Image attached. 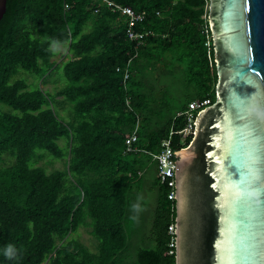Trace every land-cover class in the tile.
Masks as SVG:
<instances>
[{
  "label": "trees",
  "instance_id": "obj_1",
  "mask_svg": "<svg viewBox=\"0 0 264 264\" xmlns=\"http://www.w3.org/2000/svg\"><path fill=\"white\" fill-rule=\"evenodd\" d=\"M108 2L144 13L134 27L140 41L127 38L126 17ZM207 5L6 1L0 19V264H175L168 231L174 200L167 199L153 155L164 140L175 151L185 148L192 135L183 139L178 131L187 125L188 104L215 101ZM53 44L66 46L65 59L53 60ZM19 70L31 80L15 79ZM48 83L52 91L43 89ZM45 158L62 167L48 172L40 164ZM146 180L155 206L143 246L130 255L126 211ZM80 227L94 238L95 252L70 238ZM9 245L18 258L4 255Z\"/></svg>",
  "mask_w": 264,
  "mask_h": 264
},
{
  "label": "water",
  "instance_id": "obj_2",
  "mask_svg": "<svg viewBox=\"0 0 264 264\" xmlns=\"http://www.w3.org/2000/svg\"><path fill=\"white\" fill-rule=\"evenodd\" d=\"M207 21L215 101L175 151V264H264V0H208Z\"/></svg>",
  "mask_w": 264,
  "mask_h": 264
},
{
  "label": "built area",
  "instance_id": "obj_3",
  "mask_svg": "<svg viewBox=\"0 0 264 264\" xmlns=\"http://www.w3.org/2000/svg\"><path fill=\"white\" fill-rule=\"evenodd\" d=\"M108 6H112L113 9L119 11L127 19V38L131 41H140L142 39L141 33L134 31V27L137 23L141 22L144 18V13H136L129 7H124L120 5H114L110 2L107 3ZM67 8V6H65ZM209 30V26H208ZM210 31V30H209ZM208 33L207 29L205 30ZM211 37V36H210ZM207 48L212 47V42L207 36L205 42ZM127 78V74H124V79ZM210 105L209 99L204 100H194L188 104V109L186 111L187 125L178 134H181L183 139L194 133V122L199 111L205 109ZM137 139L135 131L126 139L125 143L129 149L131 144H133ZM161 151L153 155V159L156 161L157 166V177L161 184H165L169 189L167 194V199L173 201L175 199V150L170 147L169 141L164 140L161 143ZM177 152V151H176ZM177 159V157H176ZM168 231L174 236V224L168 227ZM171 247H174V237L170 243Z\"/></svg>",
  "mask_w": 264,
  "mask_h": 264
},
{
  "label": "rangeland",
  "instance_id": "obj_4",
  "mask_svg": "<svg viewBox=\"0 0 264 264\" xmlns=\"http://www.w3.org/2000/svg\"><path fill=\"white\" fill-rule=\"evenodd\" d=\"M52 49L55 50V56L53 57V60L60 61L66 58L65 57L66 46H59V45L53 44ZM29 77H31L30 74L26 73L25 71L19 70L18 74L14 78L24 79L27 81ZM30 80L31 79H29L28 81ZM32 83L33 82H30V84ZM53 87H54L53 84L48 83L47 85L43 86V89H49L50 91H52ZM1 107L3 109L6 106L1 105ZM60 144L63 146L64 142L60 141ZM40 164L46 167L48 172L52 171L53 169H60L62 167V163L59 161H54L52 165L48 164L47 158H45ZM146 181L147 183L144 189L141 192L136 193L133 198V203H136L137 198L139 196L143 197V200L140 202L144 206L145 210L140 214L139 222L137 223L136 221H133L132 219H130V217L134 215V213L132 212L131 206L126 211L127 225L131 227L132 229L131 240H132L133 245L130 250V255H134L136 248L143 246L142 240L144 238V235H146L148 232L149 224H150L152 214H153V209L155 206V190L153 191V190L147 189L150 181L149 180H146ZM70 238L71 239L73 238L79 243H81V245L85 247L88 251L95 252V247H94L95 240L91 235H89L86 232V230H84L83 227H80L75 233L71 234Z\"/></svg>",
  "mask_w": 264,
  "mask_h": 264
},
{
  "label": "clouds",
  "instance_id": "obj_5",
  "mask_svg": "<svg viewBox=\"0 0 264 264\" xmlns=\"http://www.w3.org/2000/svg\"><path fill=\"white\" fill-rule=\"evenodd\" d=\"M143 200V197L142 196H139L137 198V202L134 203L132 206H131V209H132V212L134 213V215H132L130 217V219H132L133 221H136L137 223L139 222V217H140V214L145 210L144 206L141 204L140 201ZM4 255L8 258V259H13V258H18V254H17V250L15 249L14 246L12 245H9L5 252H4Z\"/></svg>",
  "mask_w": 264,
  "mask_h": 264
}]
</instances>
